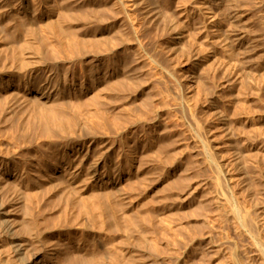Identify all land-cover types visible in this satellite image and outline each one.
Wrapping results in <instances>:
<instances>
[{"label": "rangeland", "instance_id": "rangeland-1", "mask_svg": "<svg viewBox=\"0 0 264 264\" xmlns=\"http://www.w3.org/2000/svg\"><path fill=\"white\" fill-rule=\"evenodd\" d=\"M141 1L0 6V264H264L220 213L196 136L261 213L264 0ZM229 138L254 151L249 180ZM99 163L104 177H88Z\"/></svg>", "mask_w": 264, "mask_h": 264}, {"label": "bare ground", "instance_id": "bare-ground-1", "mask_svg": "<svg viewBox=\"0 0 264 264\" xmlns=\"http://www.w3.org/2000/svg\"><path fill=\"white\" fill-rule=\"evenodd\" d=\"M141 0H139V2H140ZM143 1V0H142ZM141 1V2H142ZM209 1V0H208ZM6 2V0H0V6L1 5H3L4 3ZM144 2V1H143ZM142 2V3H143ZM213 2V1H212ZM145 3V2H144ZM148 3V2H147ZM210 3H211V1H210ZM140 4V3H139ZM207 4V3H206ZM206 4H204V5H206ZM144 6V5H143ZM148 5H146V7H147ZM150 6V5H149ZM146 7L145 8H143V9H145V12H146V14L148 15L149 14V9L148 10H146ZM206 7H208V5L206 6ZM1 9V8H0ZM151 9V8H150ZM208 10H209V8H207ZM154 10V9H153ZM211 10H209L208 12H210ZM153 13V12H152ZM151 13V14H152ZM211 13V12H210ZM145 14V15H146ZM189 14V10H185V18H186V22L187 23H189V21H190V19H189V17L191 18V16L190 15H188ZM148 16H150V14L148 15ZM152 17V16H151ZM151 17L149 18V19H151ZM163 17V16H162ZM146 18H147V16H146ZM155 18V17H154ZM211 18H212V16H211ZM153 19V18H152ZM156 19V18H155ZM154 19V20H155ZM151 22H153V20H151ZM155 22H156V20H155ZM154 23V22H153ZM213 26H212V30H214L215 29V27H216V24L215 23H213L212 24ZM175 30H173L172 32H174ZM177 36L179 37V34H175V37L177 38ZM178 39V38H177ZM178 41V40H177ZM176 42V41H175ZM221 42V45H222V47H224L225 48V44H227V43H225L224 42V40L223 41H220ZM227 42V41H226ZM178 44V42L176 43V45ZM173 46V45H172ZM174 47V46H173ZM202 49H204V48H202ZM225 50H226V48H225ZM204 51V50H203ZM226 52H228L227 50H226ZM230 60H231V58H230ZM227 66H228V64H227ZM223 70L225 71L224 73L226 74V73H229V75L230 74H232V71L230 70L229 71V67H226L225 69L223 68ZM203 71V70H202ZM199 73V72H198ZM207 73V72H206ZM233 73H234V71H233ZM236 73V72H235ZM203 75V74H202ZM233 75V74H232ZM239 75V74H238ZM237 75V76H238ZM205 76V75H204ZM208 76V75H207ZM232 77V76H231ZM201 79V78H200ZM200 81V80H199ZM233 86V85H232ZM229 88V87H228ZM236 88V87H235ZM238 89V88H237ZM239 90V89H238ZM44 91V90H43ZM47 91V90H46ZM207 91H209V90H207ZM49 92V91H48ZM47 92V93H48ZM240 92V91H239ZM239 92H237V93H239ZM241 93V92H240ZM34 94L39 98V100H42V101H44V103L46 104V103H49V101H50V95H48V94H46L45 92H41V91H34ZM49 94H50V92H49ZM208 94V93H207ZM209 94H210V92H209ZM208 94V95H209ZM242 94V93H241ZM240 94V95H241ZM210 96V95H209ZM242 96V95H241ZM53 99V98H52ZM216 100V99H215ZM235 100V99H234ZM212 102V101H211ZM214 102V101H213ZM54 103V102H53ZM53 103L51 102L50 104L51 105H53ZM48 107L50 108V106H49V104H48ZM189 108V107H188ZM194 108V107H193ZM217 108V107H216ZM195 110V109H194ZM219 112V111H218ZM217 112V113H218ZM221 114V113H220ZM217 115V114H216ZM194 116V115H193ZM196 116V115H195ZM220 116V115H219ZM225 115H223L222 117H219L220 118V120H221V124H223L224 126H226L227 124H226V120H227V118H226V120L223 118ZM194 119H196V118H194ZM229 124H231V121L230 122H228ZM198 127H199V124H198ZM197 127V128H198ZM203 127H201V129H202ZM231 126H230V128H229V125H228V130H230L231 131ZM200 129V127H199V130L200 131H204L205 132V130L204 129H202L201 130ZM225 129H227V127L225 128ZM199 130H197V133H198V135H196V136H198L199 138L198 139H200L201 140V147H202V149H201V152H203L202 154L203 155H205L204 157L207 159L206 161L208 162V165L212 168V171L215 173V179H214V181L216 180V185H215V187L217 188V197H219V200H220V198L222 197L223 199H224V201L225 202H223V204H221V210H220V213L222 214V213H225L224 215L226 216V217H230L231 218V221L234 223L233 225H235V227L238 229V232H241V233H247V235H249V237H251V239L253 238L254 239V243H255V245L256 246H254V247H257L258 248V251H260L261 252V254H262V256H263V259H264V239H262V238H264V237H261V239L259 238L260 237V234H261V232H259V221H263V224H264V210L261 212V213H259L258 211H256L255 210V213L254 212H252V206H251V210H250V208L248 209V207H244V205L243 204H241V203H243V202H240V199L238 198V196H236L235 194L237 193L236 191V193L235 192H233L232 191V189L230 188V182H232V181H230L229 182V178L226 176V172H227V170H226V172L224 171L225 169H223L225 166H224V164L222 165L221 164V162H219V160H217V153L216 152H213V150L214 149H212L211 147H210V144H209V138L208 137H205V138H208V139H204L203 138V136H202V134L199 132ZM228 130H227V134H228ZM206 134H207V132H206ZM232 135H233V137H234V134H233V132L231 133ZM208 136V135H207ZM227 136H229V135H227ZM210 137V136H209ZM211 138V137H210ZM232 138V137H231ZM212 140H214V138L212 139ZM200 143V142H199ZM229 144H230V146H232V150L234 149V151L233 152H235V156H236V159H237V161H238V166H237V172L239 173H241V175H239V176H242L243 177V175L244 174H246V172H245V168H244V166H247V168L249 167L248 165H249V163L252 161H250V159H251V155L253 154V150H252V148L250 147L251 145H247V143L246 142H244V141H239V142H237V141H234V139H231L230 140V138H229ZM236 145H237V148H236ZM199 146H200V144H199ZM200 147V148H201ZM214 148V147H213ZM258 152V151H257ZM217 154V155H216ZM219 156V155H218ZM220 158V157H219ZM224 158V157H223ZM223 160V159H222ZM235 160V159H234ZM254 160V159H253ZM67 161V160H66ZM235 162V161H234ZM254 162H256V160H254ZM261 162V161H260ZM65 163L66 162H64L63 161V163H61V165L59 166V169L60 170H64V165H65ZM262 163V162H261ZM67 164V163H66ZM68 165V164H67ZM226 165V164H225ZM264 165V164H263ZM263 165H260V168L262 169V166ZM230 166V165H229ZM232 166V165H231ZM235 166V165H234ZM76 167H78V166H76ZM94 167V168H93ZM93 167H91V168H93V170H91L90 168H89V172H88V177H89V175L92 177V179H94V180H97V179H99V178H101V176H103L104 174H103V172H101V170H102V167H101V163H99V165H95V166H93ZM254 168H255V166H253ZM73 168V167H72ZM226 168V167H225ZM250 168H251V166H250ZM65 169H66V167H65ZM249 169V168H248ZM247 169V170H248ZM264 169V168H263ZM263 169L261 170L262 172H264L263 171ZM229 170V169H228ZM236 170V169H235ZM250 170H252V168L250 169ZM254 170V169H253ZM55 171V170H54ZM65 171V170H64ZM236 172V171H235ZM252 172V171H251ZM81 173L82 172H80V170L79 169H73V170H68L67 172H66V175H67V179H68V182H69V184H70V186L72 187V189H74V191H78V192H80L78 189H79V187H80V184H79V187H78V179H79V177L81 176ZM233 173V172H232ZM228 174H229V171H228ZM231 174V173H230ZM252 175L251 173H249V170H248V173L245 175V176H247V175ZM260 174H262V173H260ZM85 176V178H86V174H84ZM249 175V176H250ZM256 175V174H255ZM255 175H253V178H254V176ZM258 175V174H257ZM256 175V176H257ZM263 175H264V173H263ZM248 176V177H249ZM259 176V175H258ZM65 177V176H64ZM104 177V176H103ZM102 177V178H103ZM214 177V176H213ZM231 177V176H230ZM241 177V178H242ZM240 178V179H241ZM244 178V177H243ZM257 178H259V177H257ZM256 178V179H257ZM89 179V178H88ZM244 179H248L249 180V178H247V177H245ZM86 179H84V181H85ZM231 180H233V178L231 179ZM213 181V180H212ZM242 182V181H241ZM246 182V181H245ZM253 182V181H252ZM257 182V181H256ZM87 183V182H86ZM250 183H251V181H250ZM254 183V182H253ZM68 184V183H67ZM85 184V183H84ZM88 184V183H87ZM243 184V183H242ZM248 184V183H247ZM81 185H82V183H81ZM243 185H245V183L243 184ZM242 186V185H241ZM246 186V185H245ZM251 186V185H250ZM67 187H68V185H67ZM87 187V186H86ZM247 187H249L248 185H247ZM255 187V186H254ZM69 188V187H68ZM81 188H83V187H81ZM216 188H214V189H216ZM77 189V190H76ZM235 189V188H234ZM237 189V188H236ZM239 189V188H238ZM254 189H257L256 187L254 188ZM263 189V188H262ZM70 190V189H69ZM247 190H249V188L247 189ZM252 191H256V190H253V189H251ZM73 191V190H72ZM252 191H250V192H252ZM258 191H259V189H258ZM260 192H261V189H260ZM260 192H256V193H254L253 192V194H250V196L251 197H253V202H254V204H253V207L255 206V208L256 207H258L257 206V204H258V202H259V195H257V196H259V197H257L256 198V194L258 193H260ZM76 194V193H75ZM260 195L262 196V193H260ZM76 197L78 196V195H75ZM71 199V198H70ZM245 199V198H244ZM252 199V198H251ZM263 199V198H262ZM249 200V199H248ZM73 201V200H72ZM75 201V200H74ZM248 202V201H247ZM252 202V203H253ZM220 203V202H219ZM251 203V202H250ZM261 203H263V202H261ZM249 205H251V204H249ZM74 212V211H73ZM78 214V213H77ZM223 215V214H222ZM71 216H73V215H71ZM78 217H79V215H78ZM73 218H75V217H73ZM77 219V218H76ZM261 222H260V225H261ZM234 227V228H235ZM261 228H262V225H261ZM239 234V233H238ZM242 235V234H241ZM252 241V240H251ZM256 248V249H257ZM243 249H245V248H243ZM238 256V255H237ZM240 257V256H239ZM242 257H244V256H242ZM238 258V257H237ZM247 259V258H246ZM245 259V260H246ZM241 260V259H240ZM243 260H244V258H243ZM233 261H234V258H233ZM238 262H239V260H238ZM242 262H244V261H242ZM249 262V261H248ZM234 263V262H233ZM236 264V263H235ZM243 264V263H242Z\"/></svg>", "mask_w": 264, "mask_h": 264}]
</instances>
